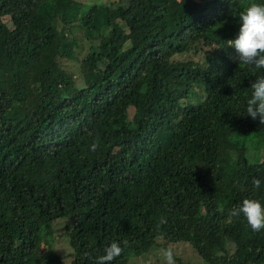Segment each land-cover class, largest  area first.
<instances>
[{"label": "trees", "instance_id": "1", "mask_svg": "<svg viewBox=\"0 0 264 264\" xmlns=\"http://www.w3.org/2000/svg\"><path fill=\"white\" fill-rule=\"evenodd\" d=\"M252 3L0 0V264H60L68 217V264L112 242L111 264L161 247L264 264V229L227 215L264 206V125L245 115L261 72L227 46Z\"/></svg>", "mask_w": 264, "mask_h": 264}, {"label": "clouds", "instance_id": "2", "mask_svg": "<svg viewBox=\"0 0 264 264\" xmlns=\"http://www.w3.org/2000/svg\"><path fill=\"white\" fill-rule=\"evenodd\" d=\"M234 17L238 19L239 32L234 40L228 41L227 46L235 49L239 65L249 67L254 73L261 72L250 85L252 92L247 100L245 115L252 120L259 118L260 125H264V4L252 3L243 11L234 14ZM90 147L95 151L98 144L93 143ZM261 184L260 179L253 180L255 189H260ZM227 215L229 219L242 215L254 232L264 229V206L256 199L245 198L239 207L230 209ZM166 223L167 218L161 217L156 225L157 230ZM162 235L160 233L158 239H162ZM127 243L124 241L125 246ZM103 251V255L95 257L94 264H111L122 255L124 248L120 243L112 242ZM159 251L164 264H176L174 252L170 247H161ZM85 256L92 258L88 253H85Z\"/></svg>", "mask_w": 264, "mask_h": 264}, {"label": "rangeland", "instance_id": "3", "mask_svg": "<svg viewBox=\"0 0 264 264\" xmlns=\"http://www.w3.org/2000/svg\"><path fill=\"white\" fill-rule=\"evenodd\" d=\"M103 0H84L85 3L87 4H94V3H99ZM7 25H9V22H6ZM252 158L254 160H258L261 156H259L257 153L254 151H251ZM59 223H57L54 227H52V236L54 237V246H55V251L63 256V258L60 260V264H68L69 258H65V254L70 251V248L67 243V239L65 236H59L60 233H62L64 227L70 228L72 225V218L68 217L63 220H59ZM67 247V248H66ZM160 250V249H159ZM156 251L155 253H152L151 255H147L143 257V259H140L139 257H131L129 259V264H131V260L135 258L134 264H151L152 262H155L156 264H164V261L162 259V256L160 254V251ZM176 252L180 253L181 251L185 250L184 253H187L189 250L186 247H183L182 245H176L175 246Z\"/></svg>", "mask_w": 264, "mask_h": 264}]
</instances>
